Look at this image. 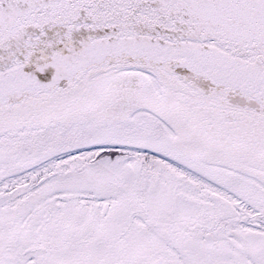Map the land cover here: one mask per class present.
<instances>
[{
	"label": "snow or ice",
	"instance_id": "6c2138e0",
	"mask_svg": "<svg viewBox=\"0 0 264 264\" xmlns=\"http://www.w3.org/2000/svg\"><path fill=\"white\" fill-rule=\"evenodd\" d=\"M0 264H264V0H0Z\"/></svg>",
	"mask_w": 264,
	"mask_h": 264
}]
</instances>
